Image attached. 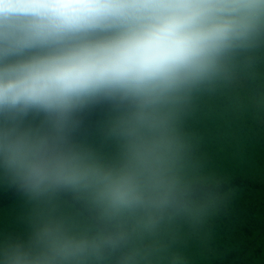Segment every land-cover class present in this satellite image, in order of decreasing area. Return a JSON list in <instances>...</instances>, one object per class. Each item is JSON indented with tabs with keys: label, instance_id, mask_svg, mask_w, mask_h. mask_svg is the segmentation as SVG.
Listing matches in <instances>:
<instances>
[{
	"label": "clouds",
	"instance_id": "clouds-1",
	"mask_svg": "<svg viewBox=\"0 0 264 264\" xmlns=\"http://www.w3.org/2000/svg\"><path fill=\"white\" fill-rule=\"evenodd\" d=\"M260 47L264 0H0V176L31 227L0 246V264H191L138 239L224 201L194 198L182 118ZM68 192L98 223L57 211Z\"/></svg>",
	"mask_w": 264,
	"mask_h": 264
},
{
	"label": "rangeland",
	"instance_id": "rangeland-1",
	"mask_svg": "<svg viewBox=\"0 0 264 264\" xmlns=\"http://www.w3.org/2000/svg\"><path fill=\"white\" fill-rule=\"evenodd\" d=\"M233 77L227 85H217L211 91L197 93L182 118L183 130L191 144L189 174L194 182L199 179L209 182L222 180L220 169H208L211 160L213 162L217 158L225 164L233 163L240 169H248L251 160L245 158L248 155L247 149L254 152L258 147L264 149L261 138L264 134V109L261 107L262 100H259L261 96L243 91L246 90L242 86L243 82L234 74ZM238 136L253 137L251 141L249 138L243 141ZM90 139L96 144L95 150L101 156L110 157L115 153L114 144H100L98 136ZM254 152L251 159L259 155ZM243 158L245 160H238ZM198 168L204 172L201 178L197 175ZM11 187L0 176V194ZM57 211L77 222L89 224L62 198L57 201ZM211 218L200 221L178 217L164 225L155 236H141L138 242L145 246L159 245L169 251L180 250L190 258L191 264H211L214 259H223L234 251L240 245L242 235L241 230L231 226V223H225L224 220L217 222ZM208 221L212 223L208 225ZM243 222V218H239L238 224ZM30 231L28 204L24 196L0 211V246L10 240H26ZM255 261L256 264H264V259Z\"/></svg>",
	"mask_w": 264,
	"mask_h": 264
},
{
	"label": "trees",
	"instance_id": "trees-1",
	"mask_svg": "<svg viewBox=\"0 0 264 264\" xmlns=\"http://www.w3.org/2000/svg\"><path fill=\"white\" fill-rule=\"evenodd\" d=\"M233 74L243 82L242 86L246 89L243 91L254 96L264 97V47L237 55ZM227 82L229 83V81ZM227 82H220L218 85H227ZM261 98L259 100H264ZM98 119L99 113L89 116L85 131L94 128ZM238 137L243 141L247 138L251 141L253 136ZM261 138L264 141V134ZM258 148L256 152L247 149L248 155H245V158L251 162L250 165H247L246 162L245 164L251 168L240 169L233 163L225 164L223 160L216 158L213 162L209 161L208 169H220V175H223L222 180L209 182L199 179L194 182V198L207 194L224 196V201L217 204V211L211 219H215L217 222L224 220L225 223H231L230 225L240 229L242 234L240 245L234 251H231L223 259H214L211 264H256V259H264V149ZM253 152H258L259 155L257 154L255 158L251 159V156H254ZM209 174L211 175V173ZM197 175L200 178L204 175L201 168H198ZM22 196L14 187L1 193L0 211L13 205ZM60 198L72 205L89 224L98 223L96 209L81 195L68 192L61 194ZM239 218H243L244 222L238 224ZM126 223L129 226L134 225L132 220H128ZM211 223L208 221V225Z\"/></svg>",
	"mask_w": 264,
	"mask_h": 264
}]
</instances>
